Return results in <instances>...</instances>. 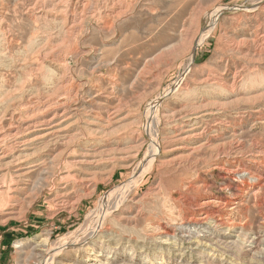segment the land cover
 Returning a JSON list of instances; mask_svg holds the SVG:
<instances>
[{
	"label": "rangeland",
	"instance_id": "374dc122",
	"mask_svg": "<svg viewBox=\"0 0 264 264\" xmlns=\"http://www.w3.org/2000/svg\"><path fill=\"white\" fill-rule=\"evenodd\" d=\"M63 110L3 264H264V0H0V148Z\"/></svg>",
	"mask_w": 264,
	"mask_h": 264
},
{
	"label": "bare ground",
	"instance_id": "6f19581e",
	"mask_svg": "<svg viewBox=\"0 0 264 264\" xmlns=\"http://www.w3.org/2000/svg\"><path fill=\"white\" fill-rule=\"evenodd\" d=\"M221 10V8H220ZM213 13V12H212ZM213 16V15H212ZM220 16V11H216L215 14H214V18H213V23H212V26H211V29L214 27V24H216V21L218 19V17ZM255 78V77H254ZM259 83V82H258ZM60 100V99H59ZM160 100V99H158ZM61 101V100H60ZM157 101V100H156ZM57 102V101H56ZM59 102V101H58ZM66 102V101H65ZM155 103H158L157 102H154L153 104V111L155 109ZM54 104V103H53ZM57 105V103H56ZM60 106V104H58ZM58 105L56 107H58ZM62 107V106H61ZM63 107L64 104H63ZM67 107V106H66ZM48 108V107H47ZM60 108V107H59ZM58 108V109H59ZM69 108V107H68ZM53 109H55L53 107ZM63 109V108H62ZM68 110V109H67ZM57 113L59 112L56 111ZM55 112V114L49 118V119H46V120H38V128H36L35 131L29 133L28 135H26L24 137V139L21 140V142H19L20 144H18L20 147H23L21 149H18L16 150L14 153H10V151L8 152L7 149L5 147H1L0 148V166L2 165H11L13 168H14V173H16V175L18 177H20V175H23L24 172H29L30 171V168H31V164H33V162L36 160H33L34 157H32L34 154H28L26 152L27 148H29V146L31 145H34V144H37L38 142H45V140H47L48 138H50V136H53L57 133H60L63 131H66L68 130L70 127H71V122L70 119H67V114L68 112L64 111L63 110V114L62 115H58L57 113ZM99 117V116H98ZM88 118V117H87ZM90 119V118H88ZM94 120V119H93ZM96 121V120H95ZM101 122V121H100ZM94 123V122H93ZM74 124V123H73ZM89 124V123H88ZM78 125V124H77ZM110 125V124H109ZM103 126V125H102ZM90 127V126H89ZM84 128V127H83ZM92 128V127H91ZM90 128V129H91ZM71 129V128H70ZM94 129V128H92ZM91 129V130H92ZM86 130V129H85ZM99 129H97L98 131ZM89 131V130H88ZM66 133V132H65ZM64 133V134H65ZM68 133V132H67ZM93 133V132H92ZM61 134V133H60ZM76 134V133H75ZM79 134V133H78ZM76 136V135H75ZM78 136V135H77ZM59 137V136H58ZM66 137V136H65ZM64 137V138H65ZM156 137V136H155ZM56 138V137H55ZM61 138V137H60ZM68 138V137H67ZM94 138V137H93ZM70 139V138H68ZM49 140V139H48ZM67 140V139H66ZM60 141V140H59ZM64 141V140H63ZM70 141V140H68ZM85 141V140H84ZM40 142V143H41ZM47 142V141H46ZM56 142V141H55ZM54 142V143H55ZM72 142V141H71ZM50 143V142H49ZM53 143V142H52ZM68 143V142H67ZM51 144V143H50ZM56 146V143L54 144ZM67 145V144H65ZM18 146V147H19ZM50 146V145H49ZM58 146V145H57ZM39 147V146H38ZM48 147V146H47ZM152 147V151H151V156L148 158V165H152L153 164V161L155 160L156 156L158 155V153H160V149H159V144L157 141H153V145L151 146ZM36 149V148H35ZM9 150V149H8ZM12 150V149H11ZM37 150V149H36ZM35 151V150H34ZM33 151V152H34ZM32 153V152H31ZM34 153H37V152H34ZM88 155V154H87ZM149 156V155H148ZM85 157V156H84ZM7 159V160H6ZM39 160V159H38ZM145 162V161H143ZM143 165V163H142ZM145 165V164H144ZM11 167V168H12ZM142 167V166H141ZM146 167V165L144 166ZM148 167V166H147ZM142 169V168H141ZM139 170V169H137ZM140 171V170H139ZM142 172H144V169L142 170ZM13 173V172H12ZM12 175V174H11ZM244 175V174H243ZM16 176V177H17ZM133 180V179H132ZM129 182V181H128ZM127 186V185H126ZM209 199V198H208ZM210 201V200H209ZM207 201H205L206 203ZM99 224V223H98ZM94 230V229H93ZM96 231V229L94 231H92V233L94 234ZM83 233V232H82ZM89 233V232H88ZM91 233V231H90ZM97 235V234H96ZM89 236V234H88ZM92 236V235H90ZM95 236V235H94ZM159 237V236H158ZM89 239V238H88ZM98 239V238H97ZM91 241V240H90ZM63 243V242H62ZM64 244V243H63ZM70 244V243H69ZM89 244V243H88ZM91 244V243H90ZM102 245V244H101ZM17 246H20V244H18ZM66 246H69L67 243L66 245H61V247H66ZM73 246V245H72ZM59 247V248H61ZM82 247V246H81ZM114 247V246H113ZM80 248V247H79ZM106 248V247H105ZM80 250V249H79ZM84 249H82L83 251ZM86 251V250H85ZM83 254V253H82ZM97 255V253H96ZM61 257V256H60ZM76 258V257H75ZM60 259V258H59ZM62 260V258H61ZM60 260V261H61ZM71 260V259H70ZM59 261V260H58ZM64 261V260H63ZM72 262V261H71ZM87 262V261H86ZM62 263V262H61ZM66 263V262H65ZM74 263V261H73ZM84 263V261L82 262ZM80 264V263H79ZM85 264V263H84ZM95 264V263H94Z\"/></svg>",
	"mask_w": 264,
	"mask_h": 264
},
{
	"label": "crops",
	"instance_id": "0c3cea01",
	"mask_svg": "<svg viewBox=\"0 0 264 264\" xmlns=\"http://www.w3.org/2000/svg\"><path fill=\"white\" fill-rule=\"evenodd\" d=\"M9 235L8 231H2L0 233V264H3V258L5 257L4 249L7 247V236Z\"/></svg>",
	"mask_w": 264,
	"mask_h": 264
}]
</instances>
